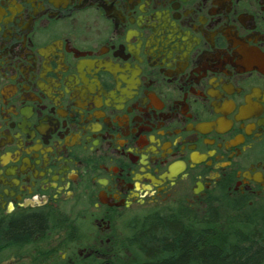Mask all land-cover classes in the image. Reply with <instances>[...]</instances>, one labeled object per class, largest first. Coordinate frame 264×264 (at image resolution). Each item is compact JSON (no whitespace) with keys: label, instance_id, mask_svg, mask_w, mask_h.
<instances>
[{"label":"flooded vegetation","instance_id":"1","mask_svg":"<svg viewBox=\"0 0 264 264\" xmlns=\"http://www.w3.org/2000/svg\"><path fill=\"white\" fill-rule=\"evenodd\" d=\"M211 204L264 207V0H0V264Z\"/></svg>","mask_w":264,"mask_h":264},{"label":"trees","instance_id":"2","mask_svg":"<svg viewBox=\"0 0 264 264\" xmlns=\"http://www.w3.org/2000/svg\"><path fill=\"white\" fill-rule=\"evenodd\" d=\"M115 264H264V207L208 205L150 213L132 225Z\"/></svg>","mask_w":264,"mask_h":264}]
</instances>
